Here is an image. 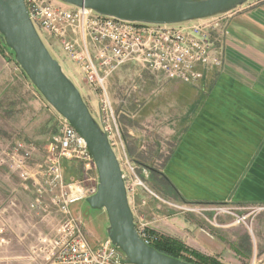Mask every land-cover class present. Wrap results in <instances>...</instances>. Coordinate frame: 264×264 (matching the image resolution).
I'll list each match as a JSON object with an SVG mask.
<instances>
[{"label":"rangeland","instance_id":"obj_1","mask_svg":"<svg viewBox=\"0 0 264 264\" xmlns=\"http://www.w3.org/2000/svg\"><path fill=\"white\" fill-rule=\"evenodd\" d=\"M244 6H250V2ZM227 15L220 16L218 23L221 28L215 32L216 39L223 46L224 57L226 46L233 38ZM46 43L53 56L62 63L64 71L74 78L88 107L98 117L99 92L91 91L75 74V68L61 50L48 39ZM0 48L8 62L15 89L13 95L8 96L15 102L13 107L9 106L8 97L0 95V155L9 144L32 143L36 151L29 163L32 172L36 173L38 165L46 160V148L54 142L58 133L56 121L59 115L47 103V111L34 116L27 114L28 107L25 104L32 95L31 90L36 96L40 94L20 70L1 36ZM222 68L204 72L203 93L206 98L226 100L224 106L218 109L230 116L227 119L225 154L228 172L226 200L181 198L164 181L169 163L176 156L180 144L186 145L184 149L192 148L186 143L185 132L182 134L175 129L178 118L175 94L181 81L162 78L134 62L122 65L113 73L107 79V93L119 137L115 134L112 146L120 164L125 155L150 191L136 185L134 194L129 196L134 221L143 228L145 234L179 245L178 255L202 264H264V200L236 201L233 198L234 187L231 186L234 176L243 172L244 176L248 174L246 168L253 163L258 164L254 165L253 174L264 189V96L247 88L231 71L222 73ZM27 116L33 118L27 120ZM234 127H241L242 132L236 131ZM127 128L139 136L134 144L136 148L130 154L123 139ZM122 147H125L124 150ZM207 157L218 162L215 156ZM222 157L219 158L222 160ZM205 158L204 161H207ZM5 171L7 174H3L0 169V174L7 175L13 188L11 192L8 190L10 187L6 188L0 183V264H44L43 255L37 250L39 238L52 236L63 217L51 202L54 191L49 192L44 187L33 185L31 181L23 182L7 168ZM95 172V167H87L82 162L62 164V182L64 185L79 182L85 188L91 187L97 178ZM206 176L209 177V174ZM38 181L42 182L41 178ZM208 181L206 179L204 182ZM199 185L209 188L203 182ZM38 189L41 190L40 196ZM37 197L45 205L44 211L30 208ZM70 212L81 222L86 240L92 246L106 238L107 219L104 211L91 209L82 200L71 204Z\"/></svg>","mask_w":264,"mask_h":264},{"label":"built area","instance_id":"obj_2","mask_svg":"<svg viewBox=\"0 0 264 264\" xmlns=\"http://www.w3.org/2000/svg\"><path fill=\"white\" fill-rule=\"evenodd\" d=\"M24 4L47 47L46 39L64 53L87 87L99 92L100 122L112 145L115 134L118 136V127L107 93V79L122 65L134 62L162 78L192 86L203 79L205 71L223 66V46L215 36L221 28L220 16L177 25L150 26L97 15L90 9L69 6L58 0H24ZM56 122L58 133L46 148V160L38 165L36 173L29 163L36 151L34 144L15 142L2 149L0 155V166L21 181H31L33 185L56 192L51 202L63 217L52 236L39 238L37 250L43 255L44 264H124L121 251L109 239L92 246L86 240L81 222L70 212L71 204L95 194L97 178L95 184L87 188L79 182L64 185L62 161L82 162L92 168L94 163L83 137L61 116ZM123 159L120 165L128 198L134 194L136 185L149 191L125 155ZM40 178L42 182L38 181ZM39 198L30 208L44 211L45 205ZM136 228L144 242L151 246L156 238L145 234L137 224Z\"/></svg>","mask_w":264,"mask_h":264},{"label":"water","instance_id":"obj_3","mask_svg":"<svg viewBox=\"0 0 264 264\" xmlns=\"http://www.w3.org/2000/svg\"><path fill=\"white\" fill-rule=\"evenodd\" d=\"M97 15L148 25H177L228 14L253 0H58ZM29 18L24 0H0V36L32 86L86 142L97 175L95 194L85 202L106 214V238L124 264H192L144 242L134 221L122 169L107 133L80 89L53 56Z\"/></svg>","mask_w":264,"mask_h":264},{"label":"crops","instance_id":"obj_4","mask_svg":"<svg viewBox=\"0 0 264 264\" xmlns=\"http://www.w3.org/2000/svg\"><path fill=\"white\" fill-rule=\"evenodd\" d=\"M244 5L236 8L228 15L225 14L228 17L227 23L230 35L233 38L226 46L224 65L221 72L231 71V73H234L235 78L247 88H251V90L264 96V0H253L250 1V6ZM246 48L249 49L246 50ZM218 69L220 68L213 70ZM9 70L5 54L0 48V95L2 97L13 95L12 92L15 90L12 86L13 76ZM66 74L74 81L71 75ZM205 76L206 73L201 80L202 83L193 86L180 82L182 84L176 90L178 91L175 94L178 100V118L175 121V129L177 132L181 131L182 134L185 132L186 143L192 148L187 147L184 149L186 145L184 143L180 144L178 152L175 153L178 158L174 156L172 162L169 163V171L166 172V177L183 198L189 200L218 199L223 201L227 198L226 187L228 182L226 180L228 179V172L225 154L227 152V119L230 116L225 115L226 113L218 109L224 106L226 100L206 98L203 93ZM31 94L30 99L25 104V107H28L27 114L31 113L34 116L45 110L47 111L48 108L42 96H36L33 90H31ZM8 104L10 107L15 105L12 97H8ZM32 116H27V120L28 118L32 119ZM232 129L233 127L230 130ZM234 129L240 133L242 132L241 127H234ZM132 131V129L127 128L123 136L129 154L134 152L136 148L134 144L136 139L139 138ZM25 132H27V126ZM207 155L215 156L214 159L218 162L212 161ZM221 155L223 156L222 160L219 158ZM204 156H206L207 161H204ZM72 162L64 160L62 164ZM254 165L258 166V164L253 163L247 166L246 171H248V174L245 176L244 172L234 176L235 180L231 186L234 187L233 198L236 201L264 200V189L261 188V184L253 174L256 167ZM0 169L2 173H6L5 168L0 167ZM207 174H209V177L206 176ZM0 175L2 186L10 187L8 190L11 191L13 187H11L7 175ZM229 178L233 179L232 177ZM206 179L209 180L208 183L204 182ZM201 182L206 183L210 190L206 186V188H202L199 185Z\"/></svg>","mask_w":264,"mask_h":264},{"label":"trees","instance_id":"obj_5","mask_svg":"<svg viewBox=\"0 0 264 264\" xmlns=\"http://www.w3.org/2000/svg\"><path fill=\"white\" fill-rule=\"evenodd\" d=\"M163 178H164V181L166 182V184L169 186V188H171L173 190V192L176 194V196L183 198L182 196H180V194H178L177 189L172 185V183H170L169 179L166 176H164ZM168 241L169 240L163 241L162 238L157 237L152 242L151 246H153L155 248V250H158L164 254H167V255L172 256V257L183 259L184 257H181L180 255L177 254L178 253L177 248H180V246L179 245H172V244L168 243ZM183 260H185L186 262H190L192 264H202L200 262L192 261V260L187 259V258H184Z\"/></svg>","mask_w":264,"mask_h":264}]
</instances>
